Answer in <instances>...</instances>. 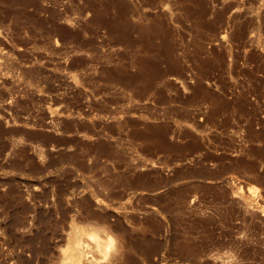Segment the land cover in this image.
<instances>
[{"label":"rangeland","instance_id":"1","mask_svg":"<svg viewBox=\"0 0 264 264\" xmlns=\"http://www.w3.org/2000/svg\"><path fill=\"white\" fill-rule=\"evenodd\" d=\"M0 264H264V0H0Z\"/></svg>","mask_w":264,"mask_h":264},{"label":"bare ground","instance_id":"2","mask_svg":"<svg viewBox=\"0 0 264 264\" xmlns=\"http://www.w3.org/2000/svg\"><path fill=\"white\" fill-rule=\"evenodd\" d=\"M139 74L142 76V79H144V81H147V83L151 82L152 80L154 81L156 79V77H157V75H156L157 73H155V75H154V73L149 75L146 72V69L144 67L140 68Z\"/></svg>","mask_w":264,"mask_h":264}]
</instances>
